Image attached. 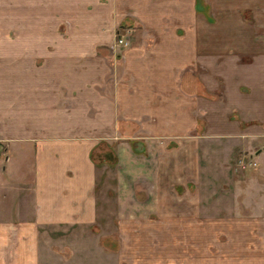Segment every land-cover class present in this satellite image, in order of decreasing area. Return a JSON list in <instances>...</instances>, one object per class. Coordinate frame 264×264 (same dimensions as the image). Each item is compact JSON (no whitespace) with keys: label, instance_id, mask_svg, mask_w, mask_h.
<instances>
[{"label":"crops","instance_id":"0c3cea01","mask_svg":"<svg viewBox=\"0 0 264 264\" xmlns=\"http://www.w3.org/2000/svg\"><path fill=\"white\" fill-rule=\"evenodd\" d=\"M234 152L264 153V0H0V264L93 227L106 168L120 221L192 218Z\"/></svg>","mask_w":264,"mask_h":264},{"label":"rangeland","instance_id":"374dc122","mask_svg":"<svg viewBox=\"0 0 264 264\" xmlns=\"http://www.w3.org/2000/svg\"><path fill=\"white\" fill-rule=\"evenodd\" d=\"M203 158L200 182L189 184L190 194L200 199L201 210L192 218L174 221L155 213L120 221L115 212L114 170L106 168L105 185L96 191L98 222L65 232L46 229L41 238V264H264V226H259L264 224V215L238 214L246 202L245 211L264 206V172L257 173L264 166V153L234 152L228 163L213 158L212 165L222 161L213 172L206 154ZM136 186L135 191L145 189L139 183ZM247 196L248 201L244 200ZM247 217L261 220L248 231L231 229Z\"/></svg>","mask_w":264,"mask_h":264},{"label":"built area","instance_id":"2783aa9c","mask_svg":"<svg viewBox=\"0 0 264 264\" xmlns=\"http://www.w3.org/2000/svg\"><path fill=\"white\" fill-rule=\"evenodd\" d=\"M127 42H128V40L126 37L119 36V37H115V39L112 41L111 45H112V47H114V46L117 47V46H122V45L124 46V45H127Z\"/></svg>","mask_w":264,"mask_h":264}]
</instances>
